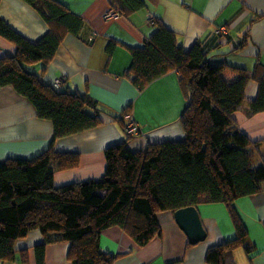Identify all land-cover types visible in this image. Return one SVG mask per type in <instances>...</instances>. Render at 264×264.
<instances>
[{
  "label": "trees",
  "instance_id": "trees-1",
  "mask_svg": "<svg viewBox=\"0 0 264 264\" xmlns=\"http://www.w3.org/2000/svg\"><path fill=\"white\" fill-rule=\"evenodd\" d=\"M25 1L41 13L48 31L32 41L0 17V36L16 46L14 54L0 60V86H13L29 98L37 116L52 122L54 137L34 157L0 161V261L14 260L17 241L38 230L42 239L33 246L37 264H45L48 245L63 242L69 244L71 264H113L119 254L102 249L105 229L119 227L144 246L161 234L158 213L204 203L224 204L236 231L234 239L209 247L206 261L236 264L234 251L241 247L252 256L256 247L249 243L237 201L263 190L264 154L239 127L235 113L245 103L250 115L264 112V66L233 68L237 77L228 80L227 65L210 60L211 44L186 50L178 34L162 23L144 45L129 46L132 63L125 76L143 91L178 71L187 100L180 117L184 138L133 151L127 137L104 150L100 177L57 185L56 174L78 168L81 154L58 151L54 141L102 125L104 111L88 93L71 91L67 81L56 86L31 67L46 69L66 35L82 30L84 18L57 0ZM109 1L126 17L145 6L144 0ZM250 79L259 83V93L249 101L245 89ZM130 109L111 116L126 126Z\"/></svg>",
  "mask_w": 264,
  "mask_h": 264
},
{
  "label": "crops",
  "instance_id": "crops-1",
  "mask_svg": "<svg viewBox=\"0 0 264 264\" xmlns=\"http://www.w3.org/2000/svg\"><path fill=\"white\" fill-rule=\"evenodd\" d=\"M81 17L85 24L78 34L68 33L54 59L43 69L32 65L49 82L65 76L73 92L88 93L103 109V124L93 129L58 138V151L79 152L78 168L55 176L57 185L100 177L106 167L104 150L128 137L133 151L150 143L184 138L180 117L187 100L180 87L178 71L153 81L140 91L125 76L132 63L129 46H142L163 23L178 34L181 46L189 50L196 43L209 47L210 60L225 64L224 75L234 80L233 68L254 70L259 62L264 66V0H144L143 9L130 16L106 20L111 8L109 0H57ZM153 14L157 24L151 25ZM0 17L32 41L48 31L41 13L25 0H1ZM224 27L225 32L220 28ZM114 43L110 50L109 46ZM16 52V46L0 36V60ZM245 93L247 99L258 96L259 83L250 79ZM248 103L235 113L239 127L252 141L260 144L264 154V112L248 114ZM128 107L140 127L138 134L127 136L119 115ZM54 128L50 120L37 116L33 103L19 94L13 86H0V161L9 158H31L53 141ZM264 186V183H263ZM237 208L249 230V243L256 247L251 256L244 247L234 251L236 264H264V188L240 198ZM206 238L191 244L178 224L175 213H158L161 234L144 246H138L119 227H110L101 234L104 251L119 254L113 264H212L206 261L209 247L236 237L228 208L222 203L200 204ZM40 231H32L17 241L14 260L0 264H37L34 245L40 242ZM66 242L46 247L45 264H71L67 259ZM23 249H27L24 251ZM26 260V261H23Z\"/></svg>",
  "mask_w": 264,
  "mask_h": 264
},
{
  "label": "water",
  "instance_id": "water-1",
  "mask_svg": "<svg viewBox=\"0 0 264 264\" xmlns=\"http://www.w3.org/2000/svg\"><path fill=\"white\" fill-rule=\"evenodd\" d=\"M175 218L188 235L191 244H196L206 238L207 233L196 206L178 209L175 212Z\"/></svg>",
  "mask_w": 264,
  "mask_h": 264
},
{
  "label": "built area",
  "instance_id": "built-area-1",
  "mask_svg": "<svg viewBox=\"0 0 264 264\" xmlns=\"http://www.w3.org/2000/svg\"><path fill=\"white\" fill-rule=\"evenodd\" d=\"M118 16H119V13L114 8L111 7L108 10V12L106 13L105 19L106 20L115 19ZM148 22L151 25H156L157 24L156 17L153 14H150L148 17ZM220 30L223 32L226 31V29L224 27H221ZM66 81H67L66 77L62 76V77L56 79L55 85L60 87ZM125 118L127 119V124L125 126V130H126L127 134H129V135L138 134L140 131V127L137 124V122L134 120V118L130 114H126Z\"/></svg>",
  "mask_w": 264,
  "mask_h": 264
}]
</instances>
